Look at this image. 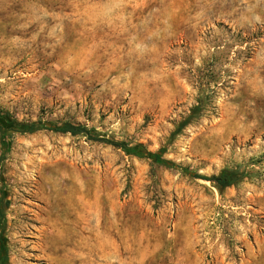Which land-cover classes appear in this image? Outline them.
Segmentation results:
<instances>
[{
	"label": "rangeland",
	"instance_id": "374dc122",
	"mask_svg": "<svg viewBox=\"0 0 264 264\" xmlns=\"http://www.w3.org/2000/svg\"><path fill=\"white\" fill-rule=\"evenodd\" d=\"M0 109L245 174L219 192L83 135H15L8 264H264V0H0Z\"/></svg>",
	"mask_w": 264,
	"mask_h": 264
},
{
	"label": "trees",
	"instance_id": "16d2710c",
	"mask_svg": "<svg viewBox=\"0 0 264 264\" xmlns=\"http://www.w3.org/2000/svg\"><path fill=\"white\" fill-rule=\"evenodd\" d=\"M211 95L201 93L197 99L196 105L190 110L189 116L177 125L175 131L171 135V139L179 136L186 127L192 124L196 119L202 116L203 111L211 104ZM48 131L54 134H65L78 136L83 135L89 137L96 142H104L118 150L126 152L129 155L147 159L155 164L162 165L169 169H178L185 176L194 180L210 182L219 192H224L240 183L244 177V173H239L232 170H223L218 175L211 177L202 176L196 173H191L187 168L177 165L176 163L164 158L166 152L162 148L156 152H149L141 145L131 146L129 143L115 139L101 138L100 133L94 129H88L80 124L69 122H53V121H35V122H20L15 119L8 111L0 109V141L3 149L6 150L9 146L10 139L15 135L34 134L39 131ZM95 136H92V135ZM0 199V264H8V250L3 240V231L5 227V211L8 208V202Z\"/></svg>",
	"mask_w": 264,
	"mask_h": 264
}]
</instances>
